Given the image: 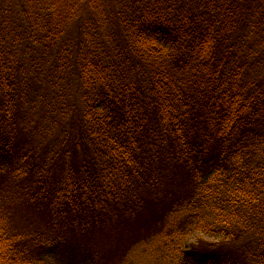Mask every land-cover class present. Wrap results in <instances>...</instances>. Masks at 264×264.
Masks as SVG:
<instances>
[{
    "label": "trees",
    "instance_id": "obj_1",
    "mask_svg": "<svg viewBox=\"0 0 264 264\" xmlns=\"http://www.w3.org/2000/svg\"><path fill=\"white\" fill-rule=\"evenodd\" d=\"M71 1L0 0V264H129L141 241L157 264L264 261V0H88L97 36ZM71 77L63 161L29 158L28 111L73 106Z\"/></svg>",
    "mask_w": 264,
    "mask_h": 264
},
{
    "label": "rangeland",
    "instance_id": "obj_2",
    "mask_svg": "<svg viewBox=\"0 0 264 264\" xmlns=\"http://www.w3.org/2000/svg\"><path fill=\"white\" fill-rule=\"evenodd\" d=\"M71 1V0H70ZM88 0H84L83 2H79L77 5L78 10L83 14L81 18L77 21L75 24V28L78 29V25L80 24L82 28L88 33L90 31L95 32V36H97L101 32L100 29H105L107 26L105 25V17L102 15H94V14H87L83 12V8L85 6L83 3ZM102 2L106 1L108 3V6L106 4L99 6L100 8H111L113 5L108 0H101ZM118 1V0H116ZM73 3V1H71ZM90 3H92V10L98 9L95 6L94 0H90ZM77 4V3H75ZM259 5V4H258ZM98 9V10H99ZM88 24H93L95 27H90ZM100 28V29H99ZM253 31V29L250 30V33ZM248 33V36L249 34ZM242 35L240 37H245L247 34V31L245 33H241ZM238 37V38H240ZM258 31H254L250 34V39L252 41L256 40L254 43H257L258 39ZM249 40V38H248ZM257 51L255 52V55L261 56L260 61H255V74L256 75H264V44L263 43H257L256 44ZM42 79V74H41ZM70 88L65 89V91L71 95L74 98L73 106L69 104L62 105L60 104L59 99L53 100L51 93L52 91H48L44 96H40V104H37L33 109L29 110L28 120L30 131H31V139H29V136L26 132H23V139L26 140L31 147V152L28 149V157L31 159H38L40 155H45L47 157L46 162L50 163L51 165H59L61 164V161H63L64 151L60 152V147L56 146L59 142L63 141L65 138H67L66 133L67 131H70L69 129L73 126L75 128L77 119L80 121V100L78 97V89H79V83L76 82L75 79L71 77L70 79ZM61 84L55 88L57 92H61L60 89ZM78 98V100H77ZM37 102V101H36ZM35 104V103H33ZM32 106V105H30ZM62 107V110L58 112L59 110L57 107ZM63 108L65 112L63 111ZM75 111V113H74ZM52 117H56L53 119ZM74 117V125L72 124L71 118ZM78 122V121H77ZM70 139L74 140L76 138V135L69 134ZM71 140V141H72ZM74 150V149H73ZM33 218L36 220L37 217H39L36 213H33ZM39 221V220H36ZM32 224L35 225L34 221H32ZM199 233H195L189 241L193 240L195 241ZM204 242H202V246L207 248L208 252L217 253L220 250H234L238 254L239 252L244 255L246 253L248 256L251 255L253 250L246 246L245 242L247 241V238H244L242 240H234L235 243L231 242V240L223 239V238H214L210 237L208 235H200V238ZM157 243L154 241L147 242L143 245V241L140 243L132 246L128 250V263L129 264H157L158 262H161L160 260H157L154 258V252L152 251L154 246H156ZM259 264H264L263 260H258ZM160 264V263H159Z\"/></svg>",
    "mask_w": 264,
    "mask_h": 264
}]
</instances>
